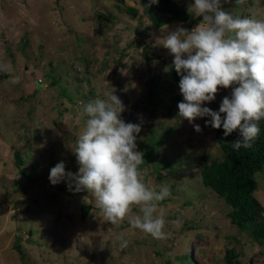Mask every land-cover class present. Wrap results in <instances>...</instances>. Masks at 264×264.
Masks as SVG:
<instances>
[{
  "label": "rangeland",
  "instance_id": "1",
  "mask_svg": "<svg viewBox=\"0 0 264 264\" xmlns=\"http://www.w3.org/2000/svg\"><path fill=\"white\" fill-rule=\"evenodd\" d=\"M140 3L0 0V264H225L231 248L243 264H264V244L231 224L229 206L201 179L200 158L222 155L215 129L206 126L210 117L194 122L198 133L179 118V103L170 112L158 105L161 97L168 102L167 90L183 96L174 57L157 41L178 25L192 30L202 17L151 29ZM222 4L236 16L264 20V0ZM151 80L158 95L150 101ZM231 91L220 89L204 106L218 111ZM105 93L122 101L121 119L141 125L138 151L150 136L161 143L154 163L141 172L157 192L170 188L154 214L165 220V239L133 229L127 220L111 225L94 198L83 199L87 192L49 180L61 161L66 172L78 173L73 150L84 119L77 116L82 105L105 99ZM255 180L264 206V169ZM83 206L91 207L87 216ZM122 240L128 241L123 249Z\"/></svg>",
  "mask_w": 264,
  "mask_h": 264
},
{
  "label": "clouds",
  "instance_id": "2",
  "mask_svg": "<svg viewBox=\"0 0 264 264\" xmlns=\"http://www.w3.org/2000/svg\"><path fill=\"white\" fill-rule=\"evenodd\" d=\"M244 2L235 0L237 5ZM156 3L150 0L149 6ZM189 13L202 21L190 31L178 25L157 41L174 57L172 67L181 77L178 116L198 133L201 128L194 122L210 117L206 126L223 128L225 138L239 132L231 142L235 151L250 149L264 120V20L236 16L222 0H194ZM220 89H231V96L223 98L218 111L205 107L216 100ZM105 97L82 105L77 116L78 121L84 119L73 150L78 173L66 172L61 161L50 170L49 180L54 186L67 181L69 191L87 192L83 199L94 198L111 225L127 220L131 228L165 239V220L154 214L158 203L171 195L170 188L157 192L145 183L144 154L136 142L141 125L121 119L125 108L115 93ZM134 208L140 214H133ZM127 246L128 241L122 240L120 247Z\"/></svg>",
  "mask_w": 264,
  "mask_h": 264
},
{
  "label": "trees",
  "instance_id": "3",
  "mask_svg": "<svg viewBox=\"0 0 264 264\" xmlns=\"http://www.w3.org/2000/svg\"><path fill=\"white\" fill-rule=\"evenodd\" d=\"M124 3V0H117ZM150 0H141L143 13L149 19L151 29H160L172 21L187 23L194 19L189 13V7L177 0H158V3L151 4ZM126 11L131 15L137 14V9L127 6ZM173 75L180 83V75L173 70ZM156 82L150 81L148 98L151 101L158 95ZM155 87V88H154ZM168 99L165 103L163 97L158 105L168 106L169 112L182 102V97L173 91H165ZM170 105V106H169ZM260 133L252 142L250 149L235 151L231 142L239 138V132H234L225 138L223 128L215 129L218 146L222 152L220 158H210L203 155L200 158V176L203 184L211 189L219 198L229 206L228 214L231 224L241 232H245L252 241L264 244V206L255 195L257 183L255 175L264 169V120L259 122ZM161 148L159 139L150 136L143 147L144 163L141 167L154 163L153 156ZM22 159L17 154V162ZM83 215L87 216L91 210L90 206H83ZM185 262H190L187 254L183 255ZM225 264H243V261L235 249L226 251ZM194 264V263H190Z\"/></svg>",
  "mask_w": 264,
  "mask_h": 264
}]
</instances>
